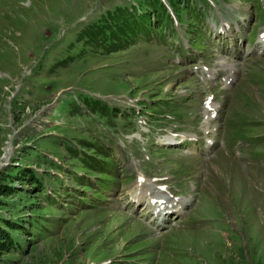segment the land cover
I'll return each instance as SVG.
<instances>
[{"label":"rangeland","instance_id":"374dc122","mask_svg":"<svg viewBox=\"0 0 264 264\" xmlns=\"http://www.w3.org/2000/svg\"><path fill=\"white\" fill-rule=\"evenodd\" d=\"M227 1L222 14L230 22L243 16L241 20H253V28L258 26L254 45L242 46L233 39L226 52H219L220 39L214 55L207 46L194 51L190 32L176 41L187 57L214 68L220 67L216 65L220 56L238 59L240 79L247 80L233 92L232 104L257 98L249 104L252 112L232 109L220 136L223 150L204 165L202 157L184 154L180 148L165 151L156 140L166 128L194 130L172 123L160 108L170 110L173 97L180 96L184 87L201 89L197 81L183 76L189 67L170 64L174 57L184 64L169 45L177 31L187 30L176 24V32L172 31L168 8L178 16L186 10L177 0H166L167 5L163 0H0V189L5 184L15 187V192L0 195V215L21 224L12 231L15 249L2 254L0 264H264V108L259 107L255 91L260 88L264 96V50L261 55L256 52L257 32L264 30V0L260 5L258 0H252L254 4L246 0L247 7L242 0L243 14L229 9ZM194 3L202 7L199 0ZM133 21L155 22L156 37L131 36L126 45L122 30ZM205 22H217L212 10ZM246 49L252 50L254 59L248 58ZM192 69L191 75L200 80L199 67ZM222 73L217 71L213 86L207 83L216 92L222 89ZM126 94L135 98L128 101ZM187 102L194 113L200 112L199 98ZM172 106L173 111L181 110ZM142 121L150 125L141 127ZM198 124H193L195 129ZM134 130L141 131L144 139L124 136ZM70 139L77 143L89 139L85 150L93 151L87 146L93 143L109 162L98 164L116 168L114 177L98 174L107 187L91 184L107 203L97 192L95 200L90 189L82 191L79 183L87 179L83 172L96 173L86 170L69 151L62 159ZM6 146L12 150L3 160ZM45 152L55 156L57 166L52 161L46 166ZM34 164L60 171L67 182L50 170H35L42 182L31 185L19 174ZM137 174L172 178L168 182L172 192L185 197L195 196L189 186L194 179L196 202L192 209L191 201L182 225L158 236L139 217L125 216L131 213L127 207ZM174 180L180 183L179 192L174 191L178 189L173 188ZM105 207L124 216H109Z\"/></svg>","mask_w":264,"mask_h":264},{"label":"trees","instance_id":"16d2710c","mask_svg":"<svg viewBox=\"0 0 264 264\" xmlns=\"http://www.w3.org/2000/svg\"><path fill=\"white\" fill-rule=\"evenodd\" d=\"M118 27L119 26L116 27V30L118 29ZM139 27H140V22L133 21L132 23H129V25L123 27L124 30H122V34L124 35L125 38L131 37L134 34V31L136 33V29H138ZM68 151L84 167L86 165L87 159L93 158L96 155V153H98L96 150L91 151V155H88V153H86V151L80 152L76 149H69ZM66 153H67V151L65 149V151H63V153H62V159H64V156ZM43 162L48 163V161L46 159H44ZM40 167L43 168L44 166H40ZM34 172L35 171L30 166H24L21 170L22 174L20 173L19 175H20L21 179L27 178V180L31 183V185L34 186V183L39 184L42 182L39 180V177L34 174ZM35 187H37V186L35 185ZM14 189H15L14 186L5 184L4 189H0V195L3 193L11 194L14 191ZM26 198L28 199L30 197H26ZM20 228H21V224L18 222V220L13 219V218H9V216L5 217V216L0 215V257L2 256V254L8 253L12 249H15V242L13 239V232L12 231L18 230Z\"/></svg>","mask_w":264,"mask_h":264},{"label":"bare ground","instance_id":"6f19581e","mask_svg":"<svg viewBox=\"0 0 264 264\" xmlns=\"http://www.w3.org/2000/svg\"><path fill=\"white\" fill-rule=\"evenodd\" d=\"M207 124H208V119L206 121H204L203 125H207ZM138 135L139 134L134 135V136L138 137ZM168 139H170V138H168ZM165 143H169V141H166ZM11 150H12V148H10V146H6V151L4 152V155H3L4 157L2 158L3 160L7 159V157L9 156V154L11 152ZM147 179H145V181L143 183H138V182L135 183L134 188L139 189V192L138 193L134 192L132 194V197L135 196V194H136V196H137V198L139 200L145 198L146 199V205L148 206L150 197H154V193H158V192L154 188L151 191H149V192L146 191L147 190V186H148V185H146ZM168 194H166V195H168ZM188 202H189V198H181V199H179L177 201L167 198L166 201H165V204L167 206L171 207V208L172 207L182 208Z\"/></svg>","mask_w":264,"mask_h":264}]
</instances>
